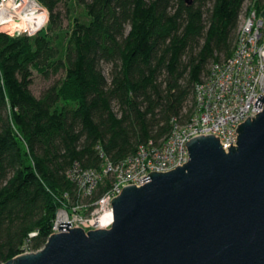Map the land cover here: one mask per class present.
<instances>
[{"label":"trees","instance_id":"obj_1","mask_svg":"<svg viewBox=\"0 0 264 264\" xmlns=\"http://www.w3.org/2000/svg\"><path fill=\"white\" fill-rule=\"evenodd\" d=\"M37 1L50 14L46 30L0 33V264L44 248L57 212L75 201L68 173L101 172L190 119L195 85L233 54L247 0H74L90 22L74 23L65 54L49 36L73 0ZM252 1L260 14L264 0ZM34 72L64 76L37 98Z\"/></svg>","mask_w":264,"mask_h":264},{"label":"water","instance_id":"obj_2","mask_svg":"<svg viewBox=\"0 0 264 264\" xmlns=\"http://www.w3.org/2000/svg\"><path fill=\"white\" fill-rule=\"evenodd\" d=\"M236 133L228 153L220 138H195L183 167L125 188L110 230L62 223L68 233L5 264H264V111Z\"/></svg>","mask_w":264,"mask_h":264},{"label":"built area","instance_id":"obj_3","mask_svg":"<svg viewBox=\"0 0 264 264\" xmlns=\"http://www.w3.org/2000/svg\"><path fill=\"white\" fill-rule=\"evenodd\" d=\"M263 14L264 10L259 14L253 3L250 7L243 6L233 54L211 64L207 74L195 85L193 113L187 122L180 124L174 119L171 132L158 143L150 141L139 146L135 154L118 164L106 160L101 172L77 167L68 173L76 185L77 200L59 209L50 236L77 228L86 233L110 230L114 223L112 201L127 187L149 183L150 180H142L151 173L166 174L187 164L190 161L187 144L195 138H220L226 153L231 145L237 147L239 126L264 111L263 103L262 109L255 107L260 95H263L261 101L264 99ZM37 16L43 19L33 20ZM48 23L49 12L37 0H0L2 34L12 38L35 37ZM101 157L105 158L104 154ZM106 179L111 180L108 191L98 201L84 205L78 197L84 196L90 201ZM62 223H71L72 227L59 231Z\"/></svg>","mask_w":264,"mask_h":264},{"label":"rangeland","instance_id":"obj_4","mask_svg":"<svg viewBox=\"0 0 264 264\" xmlns=\"http://www.w3.org/2000/svg\"><path fill=\"white\" fill-rule=\"evenodd\" d=\"M195 1L196 0H194V2ZM252 3H253L252 0H247L244 4V7H250ZM59 12L61 13L63 26L61 29L51 33L49 38L52 41L53 46L56 47L57 49H59L61 54H65L67 46H68V39L70 36V32L73 29L74 23L76 21H78L80 23L88 24L90 22V18L88 17L85 9L82 6L78 5L74 0L71 1L67 5H62L60 7ZM49 20H50V14H49ZM48 25H49V23H48ZM48 25L46 28H48ZM19 37H23V36H19ZM14 38H18V37H14ZM30 38H34V37H30ZM110 70H111L110 65H103V72H104L105 76L108 78V80L110 79ZM63 76H64V74L60 73L58 75H53L50 78H45V77L41 76L40 74H38L37 72H34L33 83L31 86L32 93L37 98L41 97V95L43 94V92L47 88H49L50 86L55 84L57 81H59L61 78H63ZM192 102H193V100L191 99L190 103L187 104V110H188V108H190L192 106ZM97 190H96V192H97ZM95 193H94V195H95ZM78 198L80 199V201L84 205H87L90 202V201H87V199H84V196H80ZM75 200H77V197H75ZM72 202H73V200H71V203ZM35 235L34 234L31 235V237H34ZM28 253H31V252L28 251L27 248H25L23 250V254H28Z\"/></svg>","mask_w":264,"mask_h":264},{"label":"bare ground","instance_id":"obj_5","mask_svg":"<svg viewBox=\"0 0 264 264\" xmlns=\"http://www.w3.org/2000/svg\"><path fill=\"white\" fill-rule=\"evenodd\" d=\"M40 19H43V17H42V16H37V17H35L33 20L38 21V20H40ZM33 20H32V21H33ZM110 218H112V216H110Z\"/></svg>","mask_w":264,"mask_h":264}]
</instances>
